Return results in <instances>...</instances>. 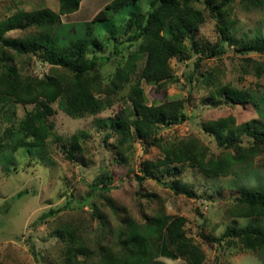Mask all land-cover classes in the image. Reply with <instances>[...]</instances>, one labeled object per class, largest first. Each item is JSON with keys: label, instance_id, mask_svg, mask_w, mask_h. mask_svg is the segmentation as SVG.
Returning a JSON list of instances; mask_svg holds the SVG:
<instances>
[{"label": "rangeland", "instance_id": "obj_1", "mask_svg": "<svg viewBox=\"0 0 264 264\" xmlns=\"http://www.w3.org/2000/svg\"><path fill=\"white\" fill-rule=\"evenodd\" d=\"M110 1L81 0L76 11L60 15L61 22L57 25L60 42L66 43L71 38H87L84 24L92 22L93 34L101 46L89 45L88 55L95 53L108 57L101 60L97 68L105 82L123 63L127 53L137 47L136 28L122 33L128 16L150 9V0H136L109 14L107 20L93 22L94 15ZM193 4L203 11L205 22L197 31V43H187L189 52L170 58L173 76L161 83L165 93L163 89L156 91L153 82L142 79L139 84L148 104H158L166 99L184 100V119L163 129L161 137L164 141L174 135L192 134L206 143L210 151L218 153L222 147L204 130L209 121L234 115L235 122L227 132L238 136L243 144H248L250 139L248 131L259 124L264 126V74L260 78L243 75L240 68L243 55L235 51L243 41L264 40V6L246 9L238 2L231 4L230 10L222 16L230 24L226 53L221 61L203 57L200 63L204 69H220L217 75L221 83H229L242 91L246 103L234 104L223 94L211 97L204 84L195 79L189 84L186 79L201 50L219 38L215 20L210 17L203 0H193ZM43 7L57 10L58 0H0V21L18 9L29 11ZM31 30L34 31L33 28H12L5 36L23 37ZM114 47L117 53L113 52ZM37 52L38 49L22 55L17 64L23 73L43 77L50 73L51 66L40 61ZM249 55L264 59V52ZM143 63L141 57L130 83L113 95L110 105H105L96 115L70 114L62 97L51 103L54 111L47 122L52 128L45 146H24L13 150L12 144L21 136L19 122L35 105L0 102V142L5 145L0 151V264H62L66 242L60 233L61 224L71 215L73 220L86 225V232L90 235L103 230V241L108 243L110 229L115 224L114 209L123 217L133 214L142 220L163 205L168 214L185 217V232L196 239L200 238V231L217 236L228 226L253 225L264 230V218H228L225 213L226 203L241 192L264 193V152L258 154L252 164L236 165L225 176H205L189 164H177L175 167L181 166L177 170L174 165H164L143 172L141 163L146 159L154 160L161 151L136 134L131 140L132 148L121 154L118 152L114 141L116 134L109 119L122 107L131 109L127 94L129 87L136 83ZM80 130L85 135L75 144L72 136ZM141 175L143 179L136 178ZM91 186L95 187L94 191ZM106 186L109 190L102 191ZM184 189L194 195H186ZM107 200L112 201L114 209ZM50 209L56 212L42 216ZM97 212L107 216L105 225L95 217ZM200 243L206 254L205 264H264V248L258 252H243L226 242L209 244L203 240ZM158 260L166 264L182 261L166 256H160Z\"/></svg>", "mask_w": 264, "mask_h": 264}, {"label": "trees", "instance_id": "obj_2", "mask_svg": "<svg viewBox=\"0 0 264 264\" xmlns=\"http://www.w3.org/2000/svg\"><path fill=\"white\" fill-rule=\"evenodd\" d=\"M80 1L58 0V11L48 7L29 11L18 9L12 16L0 21V102L4 104L14 101L35 105L19 122L21 136L12 144L13 150L24 146L46 145L52 128L47 118L54 111L50 104L60 97L65 100L68 112L72 115L100 113L105 105H110V98L130 83L138 66L137 62L142 57L144 63L137 74V81L129 87L127 94L132 107L120 108L109 119V123L116 134L114 141L120 154L132 148L134 134L160 149L161 155L141 163L143 168L140 169L143 172L148 168L164 165H174L177 170L183 164H189L205 176H225L236 165L252 164L256 156L264 152L263 124L248 131L250 139L248 144H243L238 136L234 137L227 132L235 122L232 114L211 120L204 127L205 132L222 147L218 153L210 151L206 143L192 134L174 135L166 141L161 137L164 128L177 125L184 119V100L166 99L158 104H148L139 81L144 79L153 82L157 86L156 91L163 89L165 93L166 89L161 83L173 76L170 58L189 52L187 43H197V31L205 22L203 11L194 6L193 0H150L147 12L130 14L122 33L136 28L134 37L137 47L127 53V57L115 69L108 82L100 77L97 70L98 63L108 57L95 53L88 55L89 45L95 48L101 46V42L93 34L92 22L84 24L87 38H71L68 42L61 43L56 33L55 26L61 22L60 15L76 11ZM134 1L136 0H111L94 15L93 22L107 20L109 14L118 12ZM235 2L246 9L264 6V0H203L204 7L215 20L219 38L214 44L201 50L186 79L189 84L194 79L204 84L211 97L223 94L234 104H245L246 97L240 89L231 87L229 83H221L217 75L220 69H204L200 65L203 57L218 58L221 61L220 58L226 53L230 24L222 16ZM12 28H33L34 31L31 30V33L23 37H6L5 33ZM36 49L39 60L51 66L50 73L43 77L25 74L17 64L22 55ZM235 51L243 55L240 62L243 75L251 74L260 78L264 74V59L249 55L264 52L263 39L243 41L235 47ZM113 52H118L116 47ZM84 135L85 132L80 130L72 136L73 142L77 144ZM3 146L5 145L0 142V151ZM177 164L181 166L175 167ZM136 178L141 180L144 176ZM90 188L95 190L94 186ZM105 190L109 188L102 187V191ZM183 192L188 196L194 195L185 189ZM107 203L114 209L111 200H107ZM226 204L225 213L228 218H264L263 192H241ZM67 205L68 203L65 206ZM55 212L56 210L50 209L42 216L53 215ZM113 212L115 224L110 226L111 240L108 243L103 241V230L90 235L86 232V225L77 219L73 220L72 215L63 221L60 233L65 239L66 249L62 252V264H166L158 260L160 256L173 260L182 259L176 264H205L206 254L200 243L203 240L209 244L226 242L243 252H258L264 248V230L253 225L228 226L217 236L200 231V238L197 240L185 232V217L168 214L163 205L142 220L133 214H125L123 217L115 209ZM95 217L100 224L107 223L105 214L97 212Z\"/></svg>", "mask_w": 264, "mask_h": 264}, {"label": "crops", "instance_id": "obj_3", "mask_svg": "<svg viewBox=\"0 0 264 264\" xmlns=\"http://www.w3.org/2000/svg\"><path fill=\"white\" fill-rule=\"evenodd\" d=\"M48 8H50V7H48ZM51 9V8H50ZM51 10H53V9H51ZM53 11H58V7H57V10H53ZM55 30H56V33H57V24H56V26H55ZM57 35H58V33H57ZM59 36V35H58Z\"/></svg>", "mask_w": 264, "mask_h": 264}]
</instances>
